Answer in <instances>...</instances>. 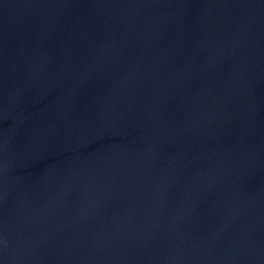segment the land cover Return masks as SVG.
Masks as SVG:
<instances>
[{"label":"water","instance_id":"water-1","mask_svg":"<svg viewBox=\"0 0 264 264\" xmlns=\"http://www.w3.org/2000/svg\"><path fill=\"white\" fill-rule=\"evenodd\" d=\"M0 264H264V0H0Z\"/></svg>","mask_w":264,"mask_h":264}]
</instances>
